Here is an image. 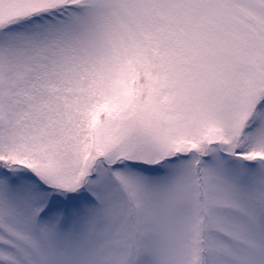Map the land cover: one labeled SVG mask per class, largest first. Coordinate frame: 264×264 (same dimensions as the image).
I'll return each instance as SVG.
<instances>
[{
  "label": "snow or ice",
  "instance_id": "6c2138e0",
  "mask_svg": "<svg viewBox=\"0 0 264 264\" xmlns=\"http://www.w3.org/2000/svg\"><path fill=\"white\" fill-rule=\"evenodd\" d=\"M0 264H264V0H0Z\"/></svg>",
  "mask_w": 264,
  "mask_h": 264
}]
</instances>
